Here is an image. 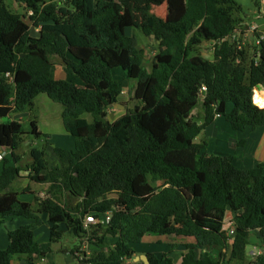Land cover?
Listing matches in <instances>:
<instances>
[{
    "label": "trees",
    "instance_id": "1",
    "mask_svg": "<svg viewBox=\"0 0 264 264\" xmlns=\"http://www.w3.org/2000/svg\"><path fill=\"white\" fill-rule=\"evenodd\" d=\"M13 1L23 13L0 0V119L32 111L45 94L62 106V125L74 143L53 147L59 165L48 166L44 149L34 146L21 164L18 152L29 137L50 135L37 130L34 118L0 122V148L12 162L3 159L0 169V225L11 216L33 220L8 231L0 264L15 256L33 264V256L49 251L32 230L40 213L51 223L50 241L63 237L60 225L77 239L87 235L96 250L83 256L84 264H143L128 260L146 234L195 240L184 244L177 262L171 244L160 256L147 254L149 264H249L253 235L258 249L250 263L264 264L263 163L241 169L231 156L209 155L195 142L216 115L236 131L264 125V107L253 100L264 85V40L249 51L241 38L231 39L244 32L236 0ZM162 4L164 18L151 12ZM128 26L157 43L151 69ZM203 41L212 44L211 59L197 52ZM52 57L63 78L55 77ZM124 90L136 104L108 120L112 105H123ZM197 105L200 120L192 113ZM22 172L48 184L36 209L16 192H3ZM87 214L96 223L85 228ZM105 214L110 218L101 222Z\"/></svg>",
    "mask_w": 264,
    "mask_h": 264
},
{
    "label": "crops",
    "instance_id": "2",
    "mask_svg": "<svg viewBox=\"0 0 264 264\" xmlns=\"http://www.w3.org/2000/svg\"><path fill=\"white\" fill-rule=\"evenodd\" d=\"M264 0H259V5H256V13L253 14V18H264ZM244 22V32H241L239 30H236L234 33L237 36V39H242L241 44L252 46L255 44V41L259 35L264 34V23L261 25H256L255 23H252L256 27L245 25ZM55 77L60 79L64 77V71L57 72L55 69ZM255 92L258 94L259 98L264 100V85L259 86L254 89L253 98ZM256 105L259 107H264V104H260L256 102ZM112 109H115V107H111ZM63 109V108H62ZM62 109L59 111V116L61 120V112ZM231 109V105H226V111H229ZM33 111V109H32ZM32 111H29L27 114V122L25 124H28L30 119L34 118L37 125V130L41 133H45L50 135L52 132L49 129H42L39 125V119L37 115H34ZM118 114H116L117 116ZM15 120H20L23 122V118L20 116H16L14 118ZM62 123V121H61ZM63 126V125H62ZM64 131L62 132L61 131ZM48 130V131H47ZM65 133V128H58V132ZM204 134V137L198 138V136L195 138V142H201L204 145V150L209 155H223V156H231L233 159V163L241 169H249L255 167L259 163H263L264 165V125L257 126L255 128L247 127L242 131H236L233 130L230 126V124L224 119L223 116L216 115L213 118V121L200 133ZM199 134V135H200ZM52 138V135L48 139ZM198 138V141H197ZM32 141H26L24 143L23 148L20 149L22 151L21 153L18 152V155L21 154V164H24L25 162L29 161V156L27 155V152L29 150V147H33ZM36 141H34L35 145ZM74 143V140H73ZM30 145V146H29ZM24 154L26 156L24 157ZM8 159V164H11V159L9 158V155H6L5 158ZM0 161V169L2 168V165L4 163V160ZM54 165H59V162L57 161ZM264 171V170H263ZM17 181V185L15 186L16 189L13 188V183ZM47 188L48 184L46 183H36L32 180H30L28 177H26V173L22 172V176L16 178L14 181L10 183V185L3 191V192H16L18 194V198L21 200H25L31 203V206L33 209L37 208L39 198H43L47 195ZM228 215H231L229 212ZM38 220L39 223L35 224L34 226L40 225L42 223H45L47 233L42 234L41 236L48 239L46 240L47 243H45V247L39 242L36 232L34 229V226L32 227V230L37 238V241L40 244V247L42 249H49V251L45 254L43 257L39 256H33V264H58L55 263V260L49 259V254H51L53 251L56 252H62L63 256L67 259V264L70 263V261H73L74 264H79L80 261L78 258L74 255L75 251L79 252L77 248L80 247L81 240L77 239L75 236L72 235L69 229H67L64 225H60L59 229L63 230V237L65 235H70L71 239L70 241L73 242V245L71 247H68V245H65L64 243H61L60 240L58 241H50L49 240V228L51 226V223L48 221V217L45 213L38 214ZM33 220L26 219L19 216H11L6 217L3 220V223L0 225V232L4 230L3 233H0V249H4L8 245V236L7 233L9 230H12L16 227H19L20 225H26L30 224ZM39 232V231H38ZM253 237V236H252ZM114 238H108L107 244L109 246L113 245L112 242H114ZM252 241V239H251ZM195 240L193 237H184V236H171V235H156V234H146L142 237L141 241L133 245V249L135 250V254L131 259L128 260L130 263H135L138 261H141L143 264H145L143 256H147V254H153L156 256H160L163 253L168 252V250L171 247V244L174 246L172 247V251L170 252V256L173 258L175 262H177L180 259V255L185 252L184 244L186 243H194ZM255 252L258 247L253 246ZM95 247L91 245L90 243L86 246V252L89 254V252L95 251ZM210 253L213 256H216V250L210 251ZM40 258V260H38ZM12 264H28L26 262V259L24 256H18L14 257L12 260Z\"/></svg>",
    "mask_w": 264,
    "mask_h": 264
},
{
    "label": "rangeland",
    "instance_id": "3",
    "mask_svg": "<svg viewBox=\"0 0 264 264\" xmlns=\"http://www.w3.org/2000/svg\"><path fill=\"white\" fill-rule=\"evenodd\" d=\"M7 6L10 7L11 10L17 13H23V7L14 2L13 0H4ZM236 2L241 6V13L239 15L243 19V21L246 23L245 25L252 26V23H255L257 26L261 25L264 23V18H253V14H255L257 11L256 5L253 0H236ZM264 9V7H262ZM151 12L154 13L156 16L160 18H164L166 14V6L165 4L159 5V6H153L151 9ZM24 21L28 22L31 25V22L23 17ZM32 26V25H31ZM253 27H256L253 25ZM32 31L35 34L36 29L33 28L32 26ZM127 34H134L136 36L137 40V46L139 49L142 50V63L147 69H151L152 67V62H153V57L154 55L158 52V45L155 42L154 38H147L144 35L140 33L139 30L133 29L130 26L127 27ZM247 46V45H246ZM245 46V47H246ZM249 51L251 48H247ZM197 52L202 55L205 58L211 59L212 58V44L210 42H205L203 41L201 45L197 48ZM53 62L55 63V69L57 72L62 71V65L59 62V60L56 57H52ZM131 94L128 93L126 90H124V93L121 94L120 100L123 102L122 106L119 107V105L115 106V109L110 108L109 112L113 113L114 116L110 118V120H113L114 117H116V114H120L125 111L126 108H132L134 107V104L136 102L131 98ZM62 109V106L59 103L53 102L51 99H49L45 94H39L35 99H34V105H33V111L34 115H37L39 119V125L42 129H49L51 130L52 138L50 139H45L44 138H36L33 139L32 137H29V140H34L36 141L34 145V141L32 145L37 148H42L44 149L45 152V160L47 161L48 166H53L58 160L53 152V147H61L63 149H72L73 148V137L69 135L67 132L65 133H60L62 131L58 132V128H63L60 116H59V111ZM29 111L25 110L23 112H15V113H10L9 116L5 118H1V121H7L9 119H14L17 115L22 117L24 124L27 122L28 116L25 115ZM193 115L195 116V119L200 120L202 116V110L199 105L195 106V108L192 110ZM84 117L89 118L88 114H84ZM225 119V118H224ZM48 131V130H47ZM64 132V131H62ZM204 137V134L198 135V138ZM197 138V141H198ZM22 151H20L21 153ZM28 155V152H27ZM21 156V154H20ZM26 154H24V157ZM17 181L13 183V188L17 185ZM154 185L159 184V181H154L152 182ZM36 236L39 240V242L45 247V243L47 238H44L41 236L42 234L47 233L45 223H42L40 225L34 226ZM39 231V232H38ZM4 230H2L0 233H3ZM46 235V234H45ZM71 236L70 235H65L60 239L61 243H64L65 245H68V247H71L73 245V242L70 241ZM252 239V244L253 245H258V240L255 239V235L253 237L251 236ZM255 253V250L253 246H249L248 248V257H247V262L251 264V260L253 257V254ZM18 256H15V258ZM49 259L55 260V263L57 262L58 264H67V259L66 257L63 256L62 252H56L53 251L51 254H49ZM40 260V258L38 259ZM69 264H74L73 261H70Z\"/></svg>",
    "mask_w": 264,
    "mask_h": 264
},
{
    "label": "built area",
    "instance_id": "4",
    "mask_svg": "<svg viewBox=\"0 0 264 264\" xmlns=\"http://www.w3.org/2000/svg\"><path fill=\"white\" fill-rule=\"evenodd\" d=\"M231 39L232 40H237V36L235 35V33H232L231 34ZM261 40H264V34H261L259 35V37H257L256 39V43L259 44V42ZM206 88L204 86L201 87V91H205ZM9 154V150L7 149H0V161H2V159ZM110 218V214H105L103 216V218L101 219V222H107ZM84 227L87 228L89 224H94L96 223V219L93 217L92 214H87L85 216V219H84ZM226 228L228 230V234L229 235H232L233 234V231H234V219L233 217H229L227 218L226 220ZM88 244V237L87 235L83 236L81 238V243H80V247L78 248V251H75L74 255L78 258V260H82L83 256H85L87 254L86 252V246Z\"/></svg>",
    "mask_w": 264,
    "mask_h": 264
},
{
    "label": "water",
    "instance_id": "5",
    "mask_svg": "<svg viewBox=\"0 0 264 264\" xmlns=\"http://www.w3.org/2000/svg\"><path fill=\"white\" fill-rule=\"evenodd\" d=\"M117 105H119V107L122 106L121 104L114 103V104L112 105V107H115V106H117ZM113 116H114V114H113L112 112L109 113V115H108V120H110V118L113 117ZM143 259H144L145 264H149V261H148L147 256L144 255V256H143ZM79 264H84V263L80 262Z\"/></svg>",
    "mask_w": 264,
    "mask_h": 264
},
{
    "label": "bare ground",
    "instance_id": "6",
    "mask_svg": "<svg viewBox=\"0 0 264 264\" xmlns=\"http://www.w3.org/2000/svg\"><path fill=\"white\" fill-rule=\"evenodd\" d=\"M254 100L260 104H264V100L260 99L256 92L254 94Z\"/></svg>",
    "mask_w": 264,
    "mask_h": 264
},
{
    "label": "clouds",
    "instance_id": "7",
    "mask_svg": "<svg viewBox=\"0 0 264 264\" xmlns=\"http://www.w3.org/2000/svg\"><path fill=\"white\" fill-rule=\"evenodd\" d=\"M253 100H254V98H253ZM255 103V102H254ZM256 104V103H255ZM1 149V148H0Z\"/></svg>",
    "mask_w": 264,
    "mask_h": 264
}]
</instances>
